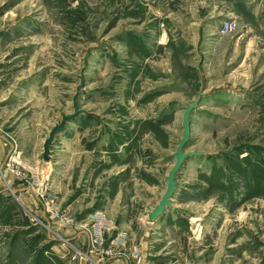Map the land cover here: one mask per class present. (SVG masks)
I'll return each mask as SVG.
<instances>
[{
	"label": "rangeland",
	"instance_id": "rangeland-1",
	"mask_svg": "<svg viewBox=\"0 0 264 264\" xmlns=\"http://www.w3.org/2000/svg\"><path fill=\"white\" fill-rule=\"evenodd\" d=\"M0 264H264V0H0Z\"/></svg>",
	"mask_w": 264,
	"mask_h": 264
},
{
	"label": "water",
	"instance_id": "water-1",
	"mask_svg": "<svg viewBox=\"0 0 264 264\" xmlns=\"http://www.w3.org/2000/svg\"><path fill=\"white\" fill-rule=\"evenodd\" d=\"M197 106V101H194L191 106H186L185 111L183 114V135L182 138L179 140V144L176 148V152L174 154V165L171 168V170L168 173V176L166 178V190L160 199L159 203L153 208V210L149 214L150 220H155L157 217H159L167 207L171 206L172 203V197L176 192L177 189V181H176V175L179 172L181 166L183 165L186 158L191 154H197L194 152H184V149L187 145V142L190 138V132H191V119H190V113L192 109H194ZM64 127V122H62L59 126H55L51 132L49 137L47 138L45 144H44V157L45 159H48L51 144L54 139V134L56 131L62 130Z\"/></svg>",
	"mask_w": 264,
	"mask_h": 264
},
{
	"label": "built area",
	"instance_id": "built-area-1",
	"mask_svg": "<svg viewBox=\"0 0 264 264\" xmlns=\"http://www.w3.org/2000/svg\"><path fill=\"white\" fill-rule=\"evenodd\" d=\"M234 28V25H232L230 22H227L223 25L222 28H220V33L222 35H225L227 33H229L230 31H232V29ZM65 222L68 224V223H71L72 222V219L71 218H67L65 220Z\"/></svg>",
	"mask_w": 264,
	"mask_h": 264
}]
</instances>
